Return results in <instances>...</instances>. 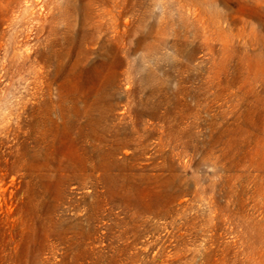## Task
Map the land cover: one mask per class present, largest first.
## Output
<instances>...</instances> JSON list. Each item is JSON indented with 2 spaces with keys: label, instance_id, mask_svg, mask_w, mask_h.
Returning <instances> with one entry per match:
<instances>
[{
  "label": "rangeland",
  "instance_id": "1",
  "mask_svg": "<svg viewBox=\"0 0 264 264\" xmlns=\"http://www.w3.org/2000/svg\"><path fill=\"white\" fill-rule=\"evenodd\" d=\"M0 264H264V0H0Z\"/></svg>",
  "mask_w": 264,
  "mask_h": 264
}]
</instances>
